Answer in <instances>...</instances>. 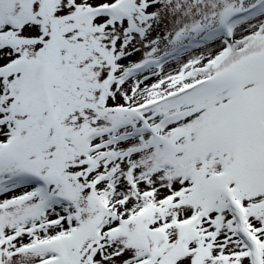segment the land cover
<instances>
[{
	"label": "snow or ice",
	"instance_id": "1",
	"mask_svg": "<svg viewBox=\"0 0 264 264\" xmlns=\"http://www.w3.org/2000/svg\"><path fill=\"white\" fill-rule=\"evenodd\" d=\"M0 264H264V0H0Z\"/></svg>",
	"mask_w": 264,
	"mask_h": 264
}]
</instances>
